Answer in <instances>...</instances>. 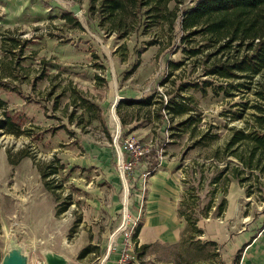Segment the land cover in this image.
<instances>
[{
	"label": "rangeland",
	"instance_id": "1",
	"mask_svg": "<svg viewBox=\"0 0 264 264\" xmlns=\"http://www.w3.org/2000/svg\"><path fill=\"white\" fill-rule=\"evenodd\" d=\"M195 1L170 2L173 31L131 14L121 37L102 25L101 11L91 13L90 0H0V99L24 131L0 130V264L11 239L28 264H46L47 252L70 264H113L125 233L138 229L131 264H236L239 254L238 264H264V173L246 171L241 183L231 174L240 163L223 157L230 128L252 123L259 77L247 90L244 79L206 74L213 46L182 40L180 28ZM191 47L202 53L188 56ZM188 83L197 86L182 89ZM153 94L164 102L191 96L192 110L172 121L141 110L120 140L117 99ZM244 103V118L235 119ZM159 137L155 171L142 161L127 170L125 143L147 149L143 157ZM226 164L228 176L214 183ZM43 172L54 173L50 189Z\"/></svg>",
	"mask_w": 264,
	"mask_h": 264
},
{
	"label": "trees",
	"instance_id": "2",
	"mask_svg": "<svg viewBox=\"0 0 264 264\" xmlns=\"http://www.w3.org/2000/svg\"><path fill=\"white\" fill-rule=\"evenodd\" d=\"M176 1L178 4H184L186 0H90L91 13L99 12L102 25H109L110 33L119 32L121 37L126 36V27L129 15L133 18L146 16L149 23L157 25H167L170 30H174L178 18L177 8L170 9L169 4ZM98 9V10H97ZM73 14L67 13L65 20H71ZM182 40L195 41L201 37L204 42L213 46V52L207 54V58L212 60L207 75L225 80L244 79L245 83L239 86L249 90L250 83L256 77H259L258 86L255 91L256 99L250 106L254 112L251 114L252 123L245 128H230L231 134L226 140L223 157H234L240 163L232 168V177L241 178L239 181L245 182L251 175L239 177L240 174L249 171L264 173V0H197L190 9L184 11L180 23ZM185 53L188 56H197L202 53L200 48H186ZM175 67L179 66L174 64ZM165 80L163 84L167 83ZM190 86H197L189 83L182 89ZM181 101L178 102L174 97H170L166 102L162 97L153 94L146 99H122L116 107V113L122 126V135L120 140H124L133 128H129L134 121H140L137 118L141 110L145 111V118H151L155 114L156 119L173 120L176 116H183L192 109L190 103L193 97L181 95ZM158 106V107H156ZM244 110L239 113L235 119L244 118L248 104L244 103ZM6 102L0 99V110H3L6 116L0 120V130L4 133L20 136L24 131L18 123L14 122L6 115ZM154 108V109H153ZM167 114H166V113ZM169 115L171 118H168ZM131 116V120L127 117ZM161 118V119H160ZM187 120L181 124H187ZM205 137L195 143L202 144ZM165 146V139L159 137L151 149L146 153L141 161L147 166V169L154 172L159 164V153ZM25 157L20 156V159ZM10 160V158H9ZM17 161H10L12 165ZM242 167V168H241ZM229 165L226 164L224 170L218 173L214 183L220 182L222 176H228ZM54 173H42L45 182V188L48 189L47 177ZM229 183V177L227 179ZM50 189V188H49ZM227 201L223 199L220 204L219 213L226 209ZM187 220L192 221L190 216ZM139 229L134 235L136 238ZM148 245H143L137 252L144 251ZM241 254L236 259V264L241 260Z\"/></svg>",
	"mask_w": 264,
	"mask_h": 264
},
{
	"label": "built area",
	"instance_id": "3",
	"mask_svg": "<svg viewBox=\"0 0 264 264\" xmlns=\"http://www.w3.org/2000/svg\"><path fill=\"white\" fill-rule=\"evenodd\" d=\"M123 150L127 152L130 157L127 161L126 168L131 170L133 164L138 163L142 159V155L147 149H142L135 141H127L123 146ZM133 232L127 231L125 237L123 238V247L118 252L116 261L113 264H131V261L135 259L134 254L136 253L137 242L134 241Z\"/></svg>",
	"mask_w": 264,
	"mask_h": 264
},
{
	"label": "water",
	"instance_id": "4",
	"mask_svg": "<svg viewBox=\"0 0 264 264\" xmlns=\"http://www.w3.org/2000/svg\"><path fill=\"white\" fill-rule=\"evenodd\" d=\"M122 100V98H118L114 109H116L118 103ZM46 264H70L67 259H65L63 256L49 252L47 255H45ZM1 264H28L27 263V257H25L23 254H21L18 251H9V254H7L4 259L2 260Z\"/></svg>",
	"mask_w": 264,
	"mask_h": 264
},
{
	"label": "bare ground",
	"instance_id": "5",
	"mask_svg": "<svg viewBox=\"0 0 264 264\" xmlns=\"http://www.w3.org/2000/svg\"><path fill=\"white\" fill-rule=\"evenodd\" d=\"M117 97V96H116ZM115 103V102H114ZM113 117L115 118V114L113 113ZM116 134V133H115ZM117 137V136H116ZM125 197H126V195H125ZM9 248H10V250L9 251H18V252H20L21 254H23L25 257H27L26 255H25V250H24V248L23 247H21L20 245H19V243L15 240V239H11V241H10V243H9ZM49 252H47V253H45L44 254V256L45 255H47Z\"/></svg>",
	"mask_w": 264,
	"mask_h": 264
},
{
	"label": "crops",
	"instance_id": "6",
	"mask_svg": "<svg viewBox=\"0 0 264 264\" xmlns=\"http://www.w3.org/2000/svg\"><path fill=\"white\" fill-rule=\"evenodd\" d=\"M161 182V181H160ZM154 184V183H153ZM159 185L160 184H155V188H154V186L153 187H151V191H150V193L152 192V190L153 189H156L157 191H158V189H159ZM160 188H161V186H160ZM151 199H152V197H151ZM149 206H152V200H151V205H150V203H149ZM249 244V243H248ZM247 245V244H246ZM246 245H244V246H246ZM245 248V247H244ZM243 248V249H244ZM242 258V257H241Z\"/></svg>",
	"mask_w": 264,
	"mask_h": 264
}]
</instances>
